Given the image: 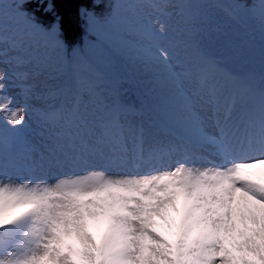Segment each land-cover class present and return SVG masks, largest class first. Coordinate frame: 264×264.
<instances>
[{
	"label": "snow or ice",
	"instance_id": "1",
	"mask_svg": "<svg viewBox=\"0 0 264 264\" xmlns=\"http://www.w3.org/2000/svg\"><path fill=\"white\" fill-rule=\"evenodd\" d=\"M26 2L0 0V62L23 57L38 74L58 73L72 50L42 38L41 31L58 27H42L24 11ZM208 8L258 27L264 66V0H114L103 18L82 9L102 26L90 39L110 58L112 74L59 84L56 102L38 110L39 146L27 149L69 167L97 158L140 167L183 154L175 167L141 175L90 168L54 182L13 181L8 170L29 144L26 115L37 109L27 96L17 107L0 83V264H264V75L257 89L221 66L207 43L212 30L201 23ZM154 12L174 20L171 34ZM132 69L156 86L151 118L139 122L127 118L113 78ZM209 145L219 164L187 163Z\"/></svg>",
	"mask_w": 264,
	"mask_h": 264
},
{
	"label": "rangeland",
	"instance_id": "2",
	"mask_svg": "<svg viewBox=\"0 0 264 264\" xmlns=\"http://www.w3.org/2000/svg\"><path fill=\"white\" fill-rule=\"evenodd\" d=\"M204 2L212 4H221L219 0H204ZM159 18L161 23L166 27V30L171 34L174 20L162 16L159 13H153L152 19ZM201 23L205 25L207 29L212 30V40L207 42L209 45L214 44L215 39L220 37L225 41L231 40V44L228 48V58L221 56L219 49L213 54L217 56L221 62V66L234 75L244 76L251 79L252 83L258 89L260 85L261 76L264 75V66H262L260 56V35L259 29L256 25L231 19L227 12L221 8H208L202 10ZM102 29L97 26H92L91 34ZM43 39L47 40L41 31ZM111 39V36H108ZM48 41V40H47ZM53 45L60 46L57 40L49 41ZM91 49H93L91 47ZM65 52V51H64ZM13 61L8 63L0 62V83H4L7 86V92L9 95L15 97L16 106L22 107L25 103V96L29 97L27 102L29 105L37 109V111H30L26 115L27 123H35L36 119H40L38 110L46 103L56 102L57 86L66 79H75L80 76L75 73L81 68H86L87 71H94L95 73H101L105 76H111L113 66L111 60L107 56H95L96 66H92L86 61H76L71 66H66L64 61L57 63L59 68L58 73L45 72L42 75L38 74L37 69L27 63H23V59L15 60L16 57L11 58ZM117 68L119 65L116 66ZM51 76H56V79H51ZM115 78L119 79V84L116 85L120 92L121 102L129 107L127 118L129 120L139 122L151 118V100L149 96V90L156 88L152 83H149V77L136 69L130 71H117ZM92 79V78H87ZM21 85H32L31 89L27 92L20 87ZM158 90V88H157ZM45 93L48 95V99H35L32 98L33 93ZM231 96L225 93L221 97V103L227 106L231 103ZM241 103L239 97H237L236 110L239 111ZM235 115V112L233 113ZM41 130V129H40ZM210 132L215 133V129L210 128ZM164 133L161 132V135ZM34 139L35 143L39 144V135ZM45 157H48V153L44 152ZM193 165L200 168L211 167L212 164L209 161H214L216 164L221 162L220 157L212 155V147L209 145L206 150H202L199 153L192 155ZM183 154L175 153L171 156L164 157L159 163L142 164L140 167H135L132 164H128L123 167L108 166L107 161L99 158L93 159L87 166L69 167L63 164L48 163L47 159L41 160L39 153L33 151L30 155H23L18 158V163L30 165L28 169L23 167L11 168L12 172L7 175L16 182H26L31 180L37 182L41 180L54 182L56 179L61 178L66 174H83L90 168L105 169L113 175H141L147 174L152 171L162 170L168 167H175L178 160L182 161Z\"/></svg>",
	"mask_w": 264,
	"mask_h": 264
},
{
	"label": "trees",
	"instance_id": "3",
	"mask_svg": "<svg viewBox=\"0 0 264 264\" xmlns=\"http://www.w3.org/2000/svg\"><path fill=\"white\" fill-rule=\"evenodd\" d=\"M114 0H99V4L95 3V0H27L24 4V11L28 12L37 23L46 29L52 28L54 25L58 27L52 29V32H44L48 41L54 39L62 45L60 46L65 52L68 50L73 53L72 59L64 61L66 66H71L76 61H87L88 63L96 66L95 56L99 55V49L94 47L93 40L90 39V33L92 26H97L102 29V26L97 23V21L89 15L87 20L81 14L82 9H87L93 12L100 18H103L105 14L108 13L109 6ZM223 5L234 2V0H219ZM241 2H248V0H241ZM51 5V10L49 9ZM34 27V26H31ZM60 36V40L58 38ZM214 44L209 45V49L212 54L219 49L221 53L226 56L227 49L229 47L225 40L218 37L214 41ZM91 47L93 49H91ZM80 53V55H77ZM21 59H24L21 57ZM76 74L85 78H95L96 73L94 71H87L85 68H81L79 71L74 70ZM39 120L29 125V131L27 133V139L29 141L28 145H21L18 149V157L22 154L30 155L27 149L29 147L35 149L39 146L38 143L34 142V139L40 132ZM187 163L191 164V159L187 160ZM18 167L28 168L29 165L17 164ZM11 169L8 170L10 172Z\"/></svg>",
	"mask_w": 264,
	"mask_h": 264
}]
</instances>
